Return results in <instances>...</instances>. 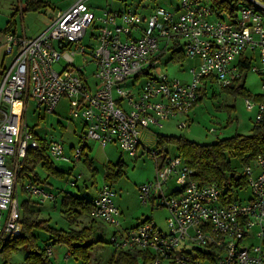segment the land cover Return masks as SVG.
<instances>
[{
  "label": "built area",
  "instance_id": "built-area-1",
  "mask_svg": "<svg viewBox=\"0 0 264 264\" xmlns=\"http://www.w3.org/2000/svg\"><path fill=\"white\" fill-rule=\"evenodd\" d=\"M87 1L57 11L36 36L5 35V54L12 61L0 85V240L22 230L19 175L27 151L39 147L26 122L30 101L49 114L61 99L70 102V112L84 122V142L66 155L60 141L50 140L47 153L53 160L75 163L89 139L101 148L113 143L135 158L144 129L161 128L170 120L185 128L204 81L223 88L241 81L247 71L240 62L248 61L251 69L256 52L259 66L252 71L261 76L264 91V5L242 6L241 18L237 14L227 23L203 0H180L174 10L156 7L148 16L126 7L96 15ZM172 49L197 60L189 83L161 71L159 55ZM78 56L90 61L74 66ZM60 60L65 67L57 71ZM88 63L95 67L93 86L82 72ZM245 105L249 111L255 107L248 98ZM257 110L259 122L263 102ZM152 155L155 178L139 186V198L146 204L156 196L157 205L167 211L166 230L145 219L120 232L121 213L109 184L91 201L89 216L116 229L111 241L116 250L148 252L152 258L145 264H264L263 156L254 160L256 172L252 164L244 167L251 198L241 202L227 200L215 182L194 180L193 170L178 155ZM171 177L178 189L167 194L163 187ZM23 191L39 203L53 199L33 181L25 182ZM52 253L48 247L47 254Z\"/></svg>",
  "mask_w": 264,
  "mask_h": 264
},
{
  "label": "rangeland",
  "instance_id": "rangeland-1",
  "mask_svg": "<svg viewBox=\"0 0 264 264\" xmlns=\"http://www.w3.org/2000/svg\"><path fill=\"white\" fill-rule=\"evenodd\" d=\"M44 1L47 2L44 13H29L24 20V24L28 27L29 32L37 29L38 21L50 24L51 19L54 18L57 11L64 10V8L77 0ZM24 2L25 0H22L23 5ZM179 3L180 0H88L85 4L96 15L102 14L105 10H119L126 7V9L137 11L142 15L148 16L156 7L174 10L178 7ZM8 4L10 7H15L17 5L16 0H0V13L10 14V10L6 12L4 8ZM237 14L238 17L241 18L239 10ZM221 15L227 23L233 19L226 13H221ZM14 20L16 22L17 31L20 33L22 30L21 16L18 14ZM139 33L140 32H137L135 35L140 37ZM89 35L90 30H88L85 39H87ZM88 61H90L89 57L84 60L83 57L78 56L75 58L74 66H83ZM159 61L161 71L165 73L169 79L178 80L182 83H189L191 81L190 70L197 67V60L187 59L183 57L182 53L179 51L175 53L167 51L160 56ZM5 63H7V60ZM251 66V69L247 70L243 82L244 90L247 91L248 95H233L219 86L216 82L209 84L206 90L201 91L199 102H197L195 107L190 111L189 118L186 119L185 128H178L177 121L170 120L162 122L161 124L163 126L161 128L151 126L141 131L139 139L144 149L139 147L138 154L135 158L130 157L126 152L122 151L119 146L107 143L102 149L97 142L89 139L86 142L90 150L85 148L82 155L84 152L86 154L91 153L93 165L97 171L96 175H92L91 171L87 169L82 160L76 165L63 162L62 160H53L54 165L65 171L73 166L72 174L68 180H57L50 176L48 177L44 170L39 167L36 168V172L41 180L46 179L48 182V185L43 186V188L49 190L56 199L55 208H53L52 201H47L44 204V207L49 209L50 212L51 226L57 229L67 227L65 220L61 218L60 214V190L69 191L76 196H81L90 200L95 196L97 188L101 184V179L104 176L106 168L103 164H115L120 161L123 163L121 175L111 183V187L116 193L115 203L122 212L119 217L121 228L118 230L121 232L125 227L129 228L145 219L154 221L157 227L166 230L165 219L167 218V211L162 207L152 206L151 202H147L146 204L142 203L139 198L138 190L139 186L152 182L155 178L156 165L152 153L158 151V135L183 136L198 144H211L218 139L228 138L235 134L250 135L256 123V116L258 113L257 106L259 102L256 100V96L264 95V91L262 90V78L259 74L252 71L253 67L259 66L257 52L255 53ZM64 67L65 62L62 60L58 61L54 66L57 71H60ZM94 70V64L88 63L82 71L88 83L92 86L95 84L93 77ZM138 79L140 80V78ZM131 81L132 80L128 83H131ZM246 98L255 105L251 111L246 108ZM36 107L37 105L33 101H30L27 106L26 122L29 128L33 129L40 137L47 140L60 141L63 144L66 155H70V145H73L75 149L82 146L86 130L81 118L70 112V102L67 99H61L56 105L54 112L51 114L42 109H37ZM166 146L169 149V156L177 155L175 149L171 148L170 145ZM82 157L85 158V154ZM103 158L104 161L102 163L101 159ZM228 160L236 176L244 174L245 165L235 157H230ZM250 164H252L255 170L254 161H251ZM79 173L82 174V176L77 178ZM28 180L27 178H19V203L27 198V194L21 191V187L23 182ZM74 180H76V186H71L69 181ZM166 186H164L163 189L168 193L173 187H177L174 178L171 177ZM232 192L233 198L241 202H247L251 198V193L247 185L242 189L233 188ZM45 218L48 217L46 216ZM87 224L88 219L84 218L77 226L80 228L82 225ZM115 232L116 229L114 227L101 221L95 225L94 234L91 237V240L94 241V245L90 251L89 260L86 264H110L112 258L117 257L119 251H116L114 244L111 242ZM35 234L37 235V241L40 246L47 245L46 240L48 237L45 233L36 231ZM24 257L25 252L23 250L12 252L9 264H23ZM3 258L4 256L0 254V264H4ZM51 260L54 264H76L73 259H66L64 256L60 257V260L51 256ZM78 264H81V262Z\"/></svg>",
  "mask_w": 264,
  "mask_h": 264
},
{
  "label": "trees",
  "instance_id": "trees-1",
  "mask_svg": "<svg viewBox=\"0 0 264 264\" xmlns=\"http://www.w3.org/2000/svg\"><path fill=\"white\" fill-rule=\"evenodd\" d=\"M203 1H208L215 10L216 17L221 19V13H226L231 19L235 18L237 16V11L242 6L252 7L256 6L255 3L264 5V0ZM45 7L46 4L40 0H27L25 11H39ZM10 23L11 21L8 22L9 25ZM8 30L9 26H7L5 34L11 33L8 32ZM178 51L181 53L180 50L172 49L173 53ZM249 67L248 61L242 63V70L247 71ZM140 77L141 75L136 78ZM207 81L208 80L204 81L202 91L206 90L209 84H212ZM243 84L244 83L240 81H236L231 86H227L224 89L233 95H248L247 91L244 90ZM199 100L200 97L197 102H199ZM256 100L264 103V95H257ZM33 133L39 142V147L27 151L23 161V171L20 173L19 178L30 175L34 177V182L38 183L39 178L36 173V168L39 167L47 173L48 177L50 176L57 180H68L71 173L54 165V162L47 153V145L50 140L40 137L34 130ZM166 145H173L176 148L177 155L193 170L192 178L194 180L201 184H208L211 182L217 183L225 198L227 200H232L233 188H245L247 180L244 174L236 176L233 173L228 159L230 157H235L246 166L259 156L264 157V112L261 120L254 124L250 135L235 134L228 138L218 139L211 144H198L183 136L158 135L157 153H165L164 147ZM165 156H168V153H165ZM82 162L87 169L91 171L92 175L97 174L92 161H88V159L85 158ZM122 166L123 163L120 161L115 164H107L103 176L105 182L111 186V183L120 177ZM74 186H76V183ZM177 189L178 188L175 187L172 191ZM59 195L60 214L61 218L65 220L67 227L57 229L51 226L50 214L45 215L48 218L42 215V212L45 210V203H39L30 198L23 199L20 204V222L22 224V230L19 233L11 234L0 240V254L4 256V264H9L12 252L20 250L25 252L23 264H54L47 254V248L54 245L66 247L70 256H72L77 263H87L90 251L94 245V241L91 240V237L94 234L95 225L100 223V221L94 220L89 216L93 198L87 200L84 197L76 196L65 190H60ZM50 201H52L53 207H55L56 199L53 197ZM84 218L88 219V224L82 225L79 228L77 224L82 222ZM36 231L43 232L47 235V245L40 246L38 244L37 235L35 234ZM116 251H119V253L116 258H112L110 264H145L152 258L148 252L140 251L135 248Z\"/></svg>",
  "mask_w": 264,
  "mask_h": 264
},
{
  "label": "crops",
  "instance_id": "crops-1",
  "mask_svg": "<svg viewBox=\"0 0 264 264\" xmlns=\"http://www.w3.org/2000/svg\"><path fill=\"white\" fill-rule=\"evenodd\" d=\"M41 2H43V3H45L46 4V7H47V2H45L44 0H40ZM76 2V1H75ZM74 2V3H75ZM74 3H72V4H70L69 6H67L66 8H64V9H67L68 7H70L71 5H73ZM16 6L15 7H13V6H11L10 7V5L8 4L6 7H4L5 8V10H6V12H8L9 10H10V14L9 13H6V14H3V13H0V85H1V82H2V79H3V76H4V72H5V70L9 67V65L11 64V61H12V57L11 56H8V55H6L5 54V50H4V41H5V30H6V28H7V26H9V30H8V32H11V33H13V34H15V35H17V36H20V37H33V36H36V35H38L39 33H41L42 31H44L48 26H49V24L48 23H43L42 21H38L37 22V29H34L33 31H31V32H29V30H28V27L27 26H25V24H24V20H25V18L27 17V15L29 14V13H44L45 12V9H46V7L45 8H43V9H40L39 11H25L26 10V4H27V0H25V2H24V5H23V3H22V0H16ZM122 9V8H121ZM121 9H119V10H121ZM42 10H44V11H42ZM18 14L21 16V22H22V30H21V32L19 33L18 31H17V28H16V22H15V17L16 16H18ZM52 20H53V18L51 19V22H52ZM9 21H11V23H10V25L8 24V22ZM50 22V23H51ZM171 52H172V50H171ZM162 54H164V53H162ZM161 54V55H162ZM183 55V54H182ZM6 60H7V63H5L6 62ZM241 63V65H242V61L240 62ZM246 76V75H245ZM244 78L245 77H243V79L240 81L241 83H243L244 82ZM82 120V119H81ZM82 123H83V126H84V122H83V120H82ZM33 130V129H32ZM86 142V141H85ZM111 145H115V144H113V143H111ZM115 146H117V145H115ZM142 149H144V146L141 144V146H140ZM166 147L167 146H165L164 147V152L165 153H168V147H167V149H166ZM170 147L171 148H173V149H175L176 150V148L173 146V145H170ZM70 153L72 152V149L74 148V146L73 145H70ZM85 148H87L88 150H90V148H89V146H88V144H87V142H86V144H85V146H84V148H83V150H85ZM140 148V149H141ZM101 149V148H100ZM100 149H99V151H100ZM103 149V148H102ZM88 153V152H87ZM165 153H162V154H159V157L161 158L162 156H164V154ZM84 154H85V158H87L88 159V161H92V164H93V160H92V157H91V153L89 154H86L85 152H84ZM83 154V155H84ZM82 155V156H83ZM87 156V157H86ZM50 157V156H49ZM85 158H83V157H81V159L79 160V161H81V160H84ZM52 161H53V159L52 158H50ZM79 161H77V162H75V163H73V165H76ZM103 161H104V158L103 159H101V162L103 163ZM108 164H111V163H108ZM85 165V164H84ZM105 167H106V165L107 164H103ZM94 166V165H93ZM72 167L73 166H71V167H69V169H67L66 171H69L71 174H72ZM65 171V170H64ZM37 173V172H36ZM37 175H38V173H37ZM79 176H82V174H78V176H77V178H79ZM24 178H27V179H29L28 181H33L34 182V177H32V176H25V177H23V179ZM32 180H31V179ZM38 178H39V181H38V185H40L42 188H43V186H47L48 185V182H47V180L45 179V180H41V178L39 177V175H38ZM102 181H101V184L99 185V187L97 188V191H96V193H95V196L94 197H96L97 196V194H98V191H99V189L104 185V184H107L106 182H105V180H104V177H102V179H101ZM44 181H46V182H44ZM27 182V181H26ZM76 183V180H74V181H69V183L71 184V183ZM25 182H23V184H24ZM23 184H22V187H21V191L24 193V191H23ZM71 186H74V185H72L71 184ZM167 187V186H166ZM175 187H173L172 188V190L174 189ZM44 189V188H43ZM46 190V189H45ZM171 190V191H172ZM46 191H49V190H46ZM170 191V192H171ZM50 192V191H49ZM164 192H166L167 194H168V192L167 191H164ZM169 192V193H170ZM17 194H18V186H17ZM25 194V193H24ZM93 197V198H94ZM28 198H30V199H32V200H36V201H38L35 197H31V196H27V198H25V199H28ZM18 200H19V197H18ZM50 200H52V199H48V200H46L44 203H46L47 201H50ZM91 200V199H90ZM149 202H151L152 203V206L154 205L155 207H159L158 205H157V200H156V196H152L151 197V199H150V201ZM21 204V203H20ZM40 207V206H39ZM53 208H55V207H53ZM119 208V207H118ZM120 210V213H122L121 212V209H119ZM49 215L50 214V212H49V209H47V208H45V210L42 212V215L43 216H45V215ZM46 217V216H45ZM138 224V223H137ZM137 224H135V225H133V226H131V227H134V226H136ZM131 227H129V228H131ZM121 228V227H120ZM125 229H127V227H125ZM125 229H123V230H125ZM52 248V252H53V254L51 255V256H53V257H55L56 259H58V260H60V257H62V256H64L66 259L67 258H71V259H73L74 260V258L72 257V256H70V254L68 253V251H67V249H66V247H64V246H60V245H54V246H52L51 247ZM51 256H50V258H51ZM52 261V260H51ZM74 262L76 263V264H78L75 260H74Z\"/></svg>",
  "mask_w": 264,
  "mask_h": 264
}]
</instances>
